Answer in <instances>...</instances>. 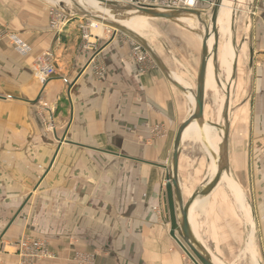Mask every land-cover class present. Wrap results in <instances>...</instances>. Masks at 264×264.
<instances>
[{"label":"crops","instance_id":"obj_1","mask_svg":"<svg viewBox=\"0 0 264 264\" xmlns=\"http://www.w3.org/2000/svg\"><path fill=\"white\" fill-rule=\"evenodd\" d=\"M242 3L245 14L262 16L247 40L250 117L229 122L228 178L194 199L188 221L212 260L240 264L252 238L264 264V0ZM8 34L28 51L16 50ZM69 34L49 28L42 3L0 0V222L7 225L25 202L5 242L45 240L50 264H76L77 255L87 264H190L169 235L164 197L175 134L192 111V75L162 61L183 93L152 58L135 59L134 40ZM46 52L55 73L41 83L34 68ZM50 119L56 137L42 123ZM184 132L177 180L186 203L213 177L214 153L203 136ZM0 264L24 263L6 249Z\"/></svg>","mask_w":264,"mask_h":264},{"label":"rangeland","instance_id":"obj_2","mask_svg":"<svg viewBox=\"0 0 264 264\" xmlns=\"http://www.w3.org/2000/svg\"><path fill=\"white\" fill-rule=\"evenodd\" d=\"M36 2L44 4L48 8V26L51 30H54L50 27V19L51 16L49 15L50 9H53L55 12L56 17L60 15L59 20L64 22L63 28H69V35H79V37L85 36V41L93 42L94 39H113V38H127L130 40H134L138 42L134 37L130 36L129 34L115 30L113 27L108 26L99 18L95 16H91L89 12L84 10L78 9L76 6L70 5L66 2H57L56 0H34ZM214 0H202L199 3V10L208 12L211 8V5ZM247 0L239 1H232V8L234 9V28L232 29V46L235 49L237 54V64L234 69V73L231 78L230 88L221 89L219 85L220 81L225 82V75L223 69L220 67L221 61V49L225 42V36H223L219 32V46H218V53H217V60L215 62V74H216V92L212 88H205V98H204V115L208 121L217 122L223 124L222 118V111L221 115H218L219 111V104L221 99L224 100V105H228V121L232 123L233 126L237 124L239 120H247L250 117V110H249V103L252 99V94L250 87H252V78H251V71H250V60H251V48L248 43V38H250L254 31H250V24L254 19H258V14H255L252 11L250 14H245L243 9L245 8V3ZM113 8V7H112ZM116 8V7H115ZM64 10L67 14H64L60 11ZM117 10V8L115 9ZM117 11L122 12L125 11L123 9H118ZM136 14V12H135ZM189 16V15H187ZM193 19L192 26L181 21H172L160 18H152L149 21V28L148 30L141 33L142 38L146 40L150 46L155 50V52L160 56L162 61L173 68V71H176V74L181 75L182 72L185 70L189 71L193 77L192 82V89H195V75L198 70L200 55H201V43H200V35L203 33V26L196 20V17L190 16ZM99 22L104 23V27L101 29L103 30L100 36L95 35L96 30L99 28ZM97 28V29H96ZM56 31V30H55ZM61 32V31H60ZM59 32V33H60ZM97 36V37H96ZM243 49V50H242ZM145 50V49H144ZM146 51V50H145ZM147 52V51H146ZM149 55V54H148ZM150 57V56H149ZM220 57V59H219ZM151 58V57H150ZM219 59V63H218ZM175 61L178 64H181V68L174 69L176 66ZM178 66V65H177ZM187 73V72H185ZM226 84V83H225ZM213 90V91H211ZM219 90V91H218ZM218 93V94H217ZM221 97V98H220ZM227 102V103H226ZM217 107V108H216ZM222 108V110H223ZM221 118V119H220ZM218 120V121H217ZM44 125L45 130L54 135H56V126L55 123L50 120H45L42 122ZM4 162V161H3ZM5 223L0 222V235L3 231ZM4 225V226H3ZM3 227V228H2ZM14 228L15 224H13L12 228L0 238V254L9 249L13 251V253L18 257L22 258L19 254V247L18 241L21 237L16 238L10 242L4 239L11 237L14 235ZM7 231V230H6ZM24 236V235H23ZM26 236V235H25ZM252 238H250L251 240ZM199 242L202 240L198 239ZM250 240L247 244V247L244 249L248 250L249 248L253 247L255 257L257 260V264H263L261 260L262 257L259 254L258 250V243L255 245L254 243L250 244ZM233 242L232 240H230ZM203 243H207V240H203ZM250 244V245H249ZM238 247V243H237ZM248 254V252L246 251ZM245 255L244 259L240 262V264H251V254ZM185 256V254H184ZM186 257V256H185ZM246 257V258H245ZM188 262L190 260L186 257ZM30 259L22 260L21 262L27 264ZM216 262V259L214 258Z\"/></svg>","mask_w":264,"mask_h":264},{"label":"water","instance_id":"obj_3","mask_svg":"<svg viewBox=\"0 0 264 264\" xmlns=\"http://www.w3.org/2000/svg\"><path fill=\"white\" fill-rule=\"evenodd\" d=\"M102 4L108 7H119L123 9H129L130 7L122 6L99 0ZM223 4V0H214L211 8L208 12L201 11L199 9H179V10H157L153 8H142L139 9V13H144L150 16H154L160 19L175 21L183 14H192L196 17V20L203 26V43L201 46V55L199 68L196 75L195 89L193 90L194 106L192 108V115L184 120L178 127L175 138L173 141L172 155L170 163L167 168L166 184H165V210L167 212L168 221L170 223L169 235L182 250L185 256L190 260L192 264H215L205 249V247L197 240L192 233L188 222V209L196 197L207 195L220 181L224 174L228 173V157H227V143H228V105L225 104L222 110L223 124H218L212 121H206L204 118V98H205V81H206V70L208 62L215 65L217 50H218V16L220 8ZM108 26L113 27L119 31L125 32L130 36L134 37L139 44L147 51L149 56L153 59L155 64L162 71L166 79L179 91L185 93L186 90L180 85L172 76V73L166 68L158 54L150 46V44L144 40L141 36L134 34L133 32L125 29L115 22H106ZM212 35V44L208 46V39ZM227 103V102H226ZM192 123H197L200 127L207 123L213 128L222 131V139L219 143V153L217 160V167L215 174L208 182L200 188L186 203H183L178 180H177V167H178V156L180 150V144L182 139V133ZM203 136V134H201ZM25 202L18 208L14 216L7 223L4 230L2 231L0 238L4 235L9 226L13 223L18 213L22 210Z\"/></svg>","mask_w":264,"mask_h":264},{"label":"bare ground","instance_id":"obj_4","mask_svg":"<svg viewBox=\"0 0 264 264\" xmlns=\"http://www.w3.org/2000/svg\"><path fill=\"white\" fill-rule=\"evenodd\" d=\"M232 1L233 0H223V4L220 8L218 21H217L218 32H220L223 36H225V42H224V45L221 49V61H220V67L223 69V72L225 75V82L220 81V79H219V85L221 86V89H223V90L226 89V87H227V89L230 88V84H231L230 82H231V78H232V75L234 72V65L236 64L235 61L237 59L235 49L232 46V33H233L232 29L234 26V13H235V11L231 5ZM234 1L241 2L243 0H234ZM57 2H66L70 5L76 6L80 10H84L86 12H89V14L91 16H95V17L99 18V20H101L105 24H106V22H109V21L115 22L118 25L124 27L125 29L133 32L136 35H139L142 32L148 30V28L150 27L149 21L152 18H157V17L150 16V15H147L144 13H139V12H136L133 10L116 7L117 10L118 9L125 10L122 13V12L115 10L116 9L115 7L112 8V7H108L104 4H102L101 2H99V0H56V3ZM120 7H122V6H120ZM60 12L67 14L64 10H62ZM135 12H136V14H135ZM187 15H189V16H187ZM190 16H194V15L183 14L182 16L177 18L175 21L185 22V23L192 26L193 19ZM104 23L99 22L98 24L100 26H102ZM202 37H203V33H202V35H200L201 46L203 43ZM211 44H212V35H210V37L208 39V46L210 47ZM215 72H216L215 65L211 63V60H209L208 67L206 70L205 88H212L216 92V90H217L216 86L218 84L216 83L217 77H216ZM180 82L184 86H186L187 88L189 87L188 83H186L184 81H180ZM213 90H211V91H213ZM191 94H189V99L191 102L190 107L192 110V108L194 106L193 90L191 91ZM223 103H224V100L221 99V102L219 104V111H218L219 116L221 115ZM191 115H192V111L187 116V118H189ZM189 134L192 137L197 138V139H198V137H201V134H203V137H204L205 142H206L204 144H206V146H207V151H210V149H211V151L214 153V155L212 154V156H211V160H212L211 170L212 171L210 170L211 173L214 175V173L216 171V167H217V160H218L217 155L219 153V143L221 142V139H222V131L221 130H218V131L215 130V128H213L212 126H210L207 123L203 124L202 127H200L197 123H192L185 130L184 138L186 136H188ZM209 155H210V153H209ZM227 175L228 174L223 175L224 179L228 178ZM241 192L238 190L235 191V195H236L235 197L237 198V200L243 201L244 197H243V194ZM192 212H193V210L191 209L190 215L192 214ZM250 244H253V239L250 240ZM246 251L248 252L249 255L251 254V257H250L251 264H257V260L255 257L253 247L249 248L248 250H245L244 251L245 255L247 254ZM213 262L215 264H221L217 261L215 262L214 259H213Z\"/></svg>","mask_w":264,"mask_h":264},{"label":"built area","instance_id":"obj_5","mask_svg":"<svg viewBox=\"0 0 264 264\" xmlns=\"http://www.w3.org/2000/svg\"><path fill=\"white\" fill-rule=\"evenodd\" d=\"M118 4L120 6L130 7L131 10L139 12V9L142 8H153L157 10H179V9H197L199 8V3L202 0H103ZM49 15L50 27L57 32L62 31L64 22L60 21V15L56 17L53 9H50ZM11 43L15 44V49L22 52H27L28 47L25 43L20 42L15 36L7 35ZM85 40L86 37L83 36ZM111 39V38H110ZM109 39V40H110ZM88 41V40H87ZM89 42V41H88ZM132 54L135 59L143 63L148 58V53L144 50L141 44L138 42L132 45ZM55 73V68L52 63V54L46 52L36 61L34 68V75L36 79L44 83L48 77ZM19 254L22 257V260L30 259L33 261V264H50V261L53 258V255L47 249V242L42 239H35L28 236H22L18 241ZM76 264H87L89 259L82 255H77L75 257Z\"/></svg>","mask_w":264,"mask_h":264}]
</instances>
